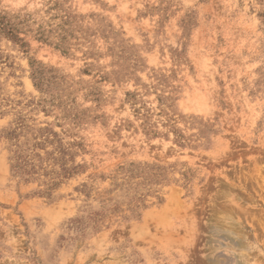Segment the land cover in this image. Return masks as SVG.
<instances>
[{
    "label": "rangeland",
    "instance_id": "374dc122",
    "mask_svg": "<svg viewBox=\"0 0 264 264\" xmlns=\"http://www.w3.org/2000/svg\"><path fill=\"white\" fill-rule=\"evenodd\" d=\"M0 264H264V0H0Z\"/></svg>",
    "mask_w": 264,
    "mask_h": 264
}]
</instances>
